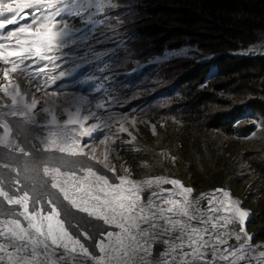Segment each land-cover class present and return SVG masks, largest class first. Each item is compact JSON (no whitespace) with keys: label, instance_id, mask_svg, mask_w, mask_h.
Listing matches in <instances>:
<instances>
[{"label":"rangeland","instance_id":"obj_1","mask_svg":"<svg viewBox=\"0 0 264 264\" xmlns=\"http://www.w3.org/2000/svg\"><path fill=\"white\" fill-rule=\"evenodd\" d=\"M5 2L15 8L30 0H0V3ZM48 4H54V7L46 11L44 7ZM114 5L113 0H41L40 12L33 13L31 8H22L18 23L6 25V34L16 30L17 36L12 46L18 51L25 47L33 49L32 59L26 62L32 66L35 61L36 72L42 68L48 69L45 73L47 78L53 75L59 77V72L64 73L55 83L48 78L42 89L64 94L81 91L90 97L95 110L108 124L107 127H99L101 131L97 129L86 137L104 133L110 138L114 151L108 162L115 167L116 176L137 181L176 179L184 188H192L191 194L198 198L212 195L221 197L227 192V197L234 199L238 207L248 213L243 224L238 217H232L221 228L228 245L264 246L262 180L257 172L249 168L243 155L264 146V122L256 114L245 112L235 122V133L228 134L224 130H209L202 123L184 122L181 118L163 115L148 104L142 105V101L129 106L124 96L135 93V82L129 76H141L143 84L149 76L142 75L147 65L145 63L127 67L128 58L121 52L128 44L127 37L112 44L105 42L107 34L115 36L116 33L117 37V33L121 32L119 36L124 37V28L129 24L122 18L121 11L109 9ZM56 12L55 20L50 22L49 17ZM11 15L8 13L5 17ZM53 23H57L52 30L58 31L59 51L49 53L47 30ZM30 24L32 32L41 24L47 27L41 29L39 37L18 32L19 27L28 28ZM100 28L109 29L101 33ZM17 39L28 43L17 45ZM36 47L41 48V56L58 55L59 61L39 59L35 56ZM189 50L185 48L174 54L184 56ZM251 51L264 52V41L254 45ZM171 55L165 52L155 62L159 64ZM209 58L205 52L197 53L199 60ZM117 73L121 76L116 78ZM160 97L157 96L156 101ZM48 102L49 99L44 98L46 105ZM245 123L249 126L247 130L241 127ZM93 124H97V121L87 119L82 125L88 130ZM121 125L127 131H120ZM253 132L255 135H251ZM100 157L104 159V155ZM151 190L174 192L175 187L161 184L153 186ZM147 192L143 193L145 199ZM157 251L158 248L155 253Z\"/></svg>","mask_w":264,"mask_h":264},{"label":"snow or ice","instance_id":"obj_2","mask_svg":"<svg viewBox=\"0 0 264 264\" xmlns=\"http://www.w3.org/2000/svg\"><path fill=\"white\" fill-rule=\"evenodd\" d=\"M6 4L11 11H0V28H5L7 24L18 23L19 11L22 8H31L33 13L41 11V0H30L24 5H17L15 8ZM54 4H48L44 9H52ZM5 13L12 14L5 17ZM58 12L49 17V21L55 20ZM54 17V19H53ZM47 25L41 24L32 32V25L28 28L19 27V33L28 32L29 35L39 37L41 29ZM57 27L53 23L47 30L48 52L59 51L58 31L52 29ZM17 36L16 30L7 35L11 40ZM27 41L16 40V44H25ZM5 45L0 43V49ZM31 48H22L19 51H8L7 54L0 52V60L5 65L10 63V58L15 57L24 64L32 59ZM35 56L45 61H59L58 55L41 56V48L34 49ZM33 67L35 61H33ZM16 72L17 66L11 69L5 68L3 77L9 81V72ZM23 74V73H22ZM59 72L58 76H51L52 83L63 76ZM15 94L8 91V85L0 86L5 95H9L11 104L16 106L9 113L10 115L24 114L25 110L35 109L38 100L32 99L30 104L24 103V97L20 96L19 84L15 86ZM42 85H36L37 92L41 91ZM52 95H56L55 92ZM20 96L18 101L17 97ZM47 113V108L42 109ZM88 117H85L87 119ZM76 121L67 120V124H74ZM52 124H56V117L53 115ZM107 127V124L103 125ZM46 128V125H38ZM100 125L93 124L86 131L80 132L81 136L88 135L96 131ZM3 129V135L0 136V145L5 148L15 149L23 156L28 157L30 152L25 147L17 144L15 140H10L11 129L7 122L0 124ZM120 131L125 132L122 125ZM44 146V151L58 150L60 153L70 155H83L84 149L73 140L68 143V134H64L61 143L55 139L56 133L50 134ZM255 135V133H251ZM103 143V141H101ZM79 148V153L77 149ZM95 154V148L92 149ZM95 159V155L91 157ZM105 160L97 161L103 164L104 168L115 174V168L111 167ZM44 163L43 160L23 161L25 169L29 164ZM7 166V165H5ZM86 175L78 176L75 171L70 175L61 173L60 167H43L44 176L51 177V188L58 189L63 194V199L68 201L73 208L81 212L88 213L90 216L103 220L108 225H116L119 231L114 235L112 231H107L101 235L98 247L100 253L104 256L99 257L98 264H105V257L108 264H255L256 249L242 247L241 245H228V241L221 235L220 228L225 217L221 215V210L225 208L224 203H218V197H200L189 199L193 192L192 188H184L176 179L171 180H149L146 184H136L125 178H119L118 184L109 182V179L102 174H98L91 167L87 168ZM18 183V181H17ZM127 183L129 188L125 189L123 185ZM168 184L179 191L171 193L168 190L148 191L147 198H144V191L151 189L154 185ZM10 190L6 191L0 187V197L7 201L8 205L20 206L22 211H18V216L27 222L26 227L22 226L21 219L13 218L0 221V264H65L69 253H77V247L84 256H89V249L80 242L79 239H73L65 228L64 222L59 219L60 211L56 207L55 198L48 200L45 206L50 205V211L42 214L40 202L43 196L34 195L32 199V209L29 210V193L24 191L23 195H17ZM227 198L228 193H223ZM176 196L177 198H173ZM230 211L238 217L243 224L248 213L242 211L233 202H229ZM2 214V213H0ZM14 210L13 215H16ZM69 223V227H71ZM86 239H91L87 233H84ZM239 240V236L236 237ZM108 247H105V244ZM69 245H73L71 249ZM159 248V256H155L156 249ZM260 255L264 257V246H258ZM237 260H233V255L238 253Z\"/></svg>","mask_w":264,"mask_h":264},{"label":"trees","instance_id":"obj_3","mask_svg":"<svg viewBox=\"0 0 264 264\" xmlns=\"http://www.w3.org/2000/svg\"><path fill=\"white\" fill-rule=\"evenodd\" d=\"M113 2L116 5L109 9L121 11L129 24L124 37L121 32L117 37L107 34L105 42L127 37L128 44L121 49L127 67L145 63L142 75L149 76L144 84L141 76H129L135 82V93L124 96L129 106L142 101L163 115L228 134L235 133V122L245 112L264 122V52L251 51L264 41V0ZM185 48L191 49L186 55L174 54ZM165 52L172 55L156 63ZM203 52L209 54L208 60L197 59ZM157 96H162L159 101ZM241 127L249 128L246 123ZM243 155L264 190V146Z\"/></svg>","mask_w":264,"mask_h":264},{"label":"bare ground","instance_id":"obj_4","mask_svg":"<svg viewBox=\"0 0 264 264\" xmlns=\"http://www.w3.org/2000/svg\"><path fill=\"white\" fill-rule=\"evenodd\" d=\"M7 3V2H5ZM6 4L0 5V11H8ZM8 16V13H5ZM2 19V17H0ZM7 29L0 28V43H3L5 47L0 49V52L7 54L8 51H18L15 46L14 38L9 41L7 37ZM25 62L22 64L18 58H10V63L5 65L3 60H0V86L5 84L8 85V91L11 94H15V85L19 84L20 96L24 97V103L30 104L32 99H37L39 102L35 109L31 111L25 110L24 114H17L15 116L9 113L14 107L11 104L9 95L0 90V124L5 122L8 123L11 129L10 140H15L17 144L25 147V150L30 152L31 155L28 157L23 156L15 149L5 148L0 145V187H3L6 191L10 190L15 192L17 195H23L24 191L29 193V210L32 209V197L43 196V200L40 202V210L42 214H47L50 211V205L45 206L48 200L55 198V204L60 211V217L66 230L72 236L73 239H79L85 247L89 249V256H84L82 251L77 247V253H71L69 251L65 264H98L99 257L104 256V253H100L98 245L100 242L101 235L107 231L115 233L118 230L116 225H108L103 220L96 217L90 216L88 213L81 212L63 199V194L58 189L51 188V177L44 176L43 167H60L61 173L67 172L69 175L75 171L78 176L86 175L87 168L91 167L98 174L105 175L110 183L118 184L119 176H116L108 169L104 168L103 164L97 161L105 160L109 164L108 160L111 159V152L114 151L110 138L104 133L96 137L81 136L80 132L86 131V127L82 124L87 119H93L97 121V125L101 127L104 124H108L107 121L98 113L94 108V104L89 96L85 95L81 91H69L66 94L53 91L44 90L37 92L35 89L36 85H43L48 81L45 73L48 69L42 68L41 70L35 71V66H31ZM14 65L17 66L16 72H9V81H5L3 77V71L5 68L11 69ZM23 73V74H22ZM55 92L56 95H52ZM20 96L17 97L18 101ZM49 99L48 104L44 103V98ZM47 108V113L43 112L42 109ZM56 117V124L51 123L52 116ZM85 117H88L85 119ZM72 119L76 121L74 124H67V120ZM65 123V124H63ZM38 125H46V128L38 127ZM101 131V129H98ZM51 133H56L55 139L57 143H61L64 138V134H68V143L71 144L75 140L80 148L84 149V154L70 155L68 153H60L58 150L53 149L52 151H44V146L48 139H51ZM3 135V129L0 128V136ZM103 141V143H101ZM95 148V154L92 149ZM79 153V148L77 149ZM95 155V159L91 157ZM100 155H104V159H101ZM31 160H43L44 163L29 164L25 169L23 161ZM7 165V166H5ZM115 168V167H114ZM125 180H130L136 184H146L149 180H158V178L143 179V180H131L127 177H123ZM18 181V183H17ZM155 186V185H154ZM125 189L129 188L130 185L125 183L123 185ZM147 191H152L148 189ZM161 191V190H159ZM179 189L175 188V193ZM173 198H177L173 196ZM198 198L195 195L190 194L189 199ZM223 202L225 208L221 210V215L225 217L224 222L221 226H225L230 221L234 214L230 211L229 202H233L236 206L237 202L234 199L225 198L224 196L218 197V203ZM14 210L16 215H13ZM18 211H22L20 206L8 205L2 197H0V221L10 220L13 218L21 219L22 226L26 227L27 222L22 217L18 216ZM71 223V227H69ZM3 227V225H0ZM220 228L221 235L226 239ZM84 233L92 237L86 239ZM109 245L106 243L105 247ZM242 247L256 249L255 252V264H264V257L260 255V249L255 245H241ZM73 245H69L71 249ZM160 249L158 248L155 256H159ZM239 252L233 255V260H237ZM14 264V262H12ZM105 264H108V260L105 257Z\"/></svg>","mask_w":264,"mask_h":264},{"label":"water","instance_id":"obj_5","mask_svg":"<svg viewBox=\"0 0 264 264\" xmlns=\"http://www.w3.org/2000/svg\"><path fill=\"white\" fill-rule=\"evenodd\" d=\"M257 43H255L254 45H256ZM178 51H180V50H178ZM242 52H246V50L245 51H242Z\"/></svg>","mask_w":264,"mask_h":264}]
</instances>
